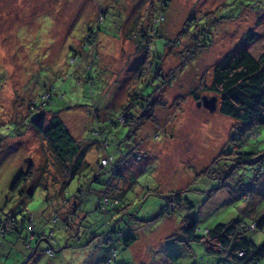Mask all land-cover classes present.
Segmentation results:
<instances>
[{"label":"rangeland","instance_id":"obj_1","mask_svg":"<svg viewBox=\"0 0 264 264\" xmlns=\"http://www.w3.org/2000/svg\"><path fill=\"white\" fill-rule=\"evenodd\" d=\"M263 7L264 0H0V218L13 211L18 220L31 219L36 228L49 231L58 228L51 218L58 214L66 221L75 205L77 219L70 231L80 220L77 235L56 230L54 256L46 253L43 240L24 244L8 235L0 246V264H108L104 215L95 208L107 185L121 195L124 208L108 216V227L115 223L136 238L130 248L123 247V238L112 241L119 264H216L217 256L207 255L203 242L188 241L178 232L185 205L169 218L160 212L169 206L170 195L181 190L203 228L264 214V125L243 139L238 121L196 102L214 95L210 87L218 61L253 26L262 30L264 13L257 25L254 11ZM142 14L163 17L148 47L149 71L142 39L128 36L133 20ZM146 17L141 24L147 29ZM89 30L96 34L97 46L91 72L83 47ZM194 37L208 48L195 46ZM260 45L254 41V53L261 51ZM74 54L81 59L72 64ZM155 68L164 75L156 76ZM46 90L51 92L47 103L32 109L31 101L43 100ZM132 90L141 94L131 105L136 115L142 112L138 104L146 107L152 94L151 99L157 98L152 119L134 129L119 121ZM39 109L58 113L85 143L90 170L71 180L62 195L58 191L67 175L65 166L29 125ZM101 138L105 149L96 144ZM237 152L260 156L243 162L236 159ZM106 155L121 159L119 176L109 166H99ZM29 163L35 176L45 178L48 190L37 187L23 209L9 186ZM249 236L264 242V227ZM257 264H264V256Z\"/></svg>","mask_w":264,"mask_h":264},{"label":"trees","instance_id":"obj_2","mask_svg":"<svg viewBox=\"0 0 264 264\" xmlns=\"http://www.w3.org/2000/svg\"><path fill=\"white\" fill-rule=\"evenodd\" d=\"M163 5L165 4L163 3ZM149 11L151 12V3ZM254 13L257 15L254 22H256L257 25L262 24V22L257 20V17H259L260 13H264V7L258 8ZM146 16L142 14L141 16L139 15L137 19L135 18L133 20L128 36L138 38L137 41L142 39L141 49H144L146 52V64L144 63V67L149 71L147 67V51L151 48L152 39L157 34L155 25L160 23L163 17L153 18L151 14H147ZM148 16L150 17L148 18ZM139 17H142L140 21H138ZM143 17H146V22L149 19V26L147 29L141 24V22H144ZM103 19V16H98L99 23H101ZM262 25L261 31H257V27L253 26L251 28L253 31L249 30V32H246L240 42L222 57L212 70L210 90L214 92L213 96L217 99L216 110L219 111L220 114L238 121L240 124V127H238V135L243 139L254 134L253 130L255 127L264 125V23ZM194 38H196L195 46H200L204 49L208 48L206 45H199L201 41L198 43L197 37ZM257 40L261 42V51L259 53H254L252 44L254 41L257 42ZM83 47L87 48L90 55L91 62L87 64L86 70L91 72L92 64L97 58L96 34L94 31L89 30L86 32V39L83 41ZM82 53L80 52V55ZM80 59L78 54H74L69 62L72 64L78 63ZM155 71V75L159 76L161 72L160 68H155ZM170 72L167 74L169 75ZM161 74L163 73L161 72ZM160 89L161 87L153 94H156ZM45 94L47 96H45ZM153 94L149 97L151 101L146 107H141L138 104L142 112L136 115V112L133 113L131 111L134 110L131 105L138 103L135 100H137L141 94L136 93L135 90L129 91L128 96L130 100L122 107L123 115H121L122 117L120 116V119H123V121L119 120L120 123L122 125L127 124L131 129H134L139 126L141 122L151 120L153 117L152 108L155 103H157V98L151 99ZM43 95V100H39L38 102L36 100L31 101L30 105L32 109L40 108L37 106H42L47 103L51 96V92L46 90ZM198 101L200 100L196 102ZM126 111L127 113H125ZM47 113L48 112L43 111V109H39L35 115L30 116L29 125L42 136L56 161L65 166L67 175L62 182V189L58 191L59 193L61 192L62 195L71 180L85 175L90 170V165L85 161V143L77 140L72 135L58 113H48L51 114V116L49 120L46 121L45 118ZM94 134L100 136V132L94 131ZM2 140L3 138L1 137L0 144ZM96 144L99 148L105 149L107 142L101 138L100 140H96ZM258 156H260L259 153L253 152L236 153V159L243 162H250L253 159L256 160L255 158ZM103 160L105 164L102 163ZM119 160L121 159L119 158L116 160L113 156L106 155L99 159L98 164L101 168L105 169L109 166L108 170L111 171V174L113 176H119L121 167L118 165ZM136 160H141V157L136 156ZM45 182V178L41 177V175L38 177L35 176L33 166L29 163L26 170L20 171L12 180L9 186V192L15 193L17 191L18 198L16 199H18V204L21 208L24 209L28 202H26V200L32 197L37 187L48 190ZM182 193L183 191L178 190L170 195L168 198L169 206H167L163 212H160V216L169 218L173 216L175 208L185 205L187 211L182 217L178 232H181L188 241L203 242L206 254L217 256L216 264H257L259 259L264 256V242L256 243L249 236L250 232H255L264 227V214L259 219H253L247 222L236 219L227 223L215 224L210 228H203L199 226L195 215L191 213L193 208L192 204L188 199L183 197ZM77 196H82L81 191H77ZM120 196L121 195L115 194V189L107 185L101 196H99L95 207L104 215L103 226L105 231L103 233V242L109 245V252L106 256V263L108 264H119V262L116 261L117 250L114 248L112 241L123 238L122 245L124 248H130L136 242L135 235L132 232L126 233L116 229L115 223L111 228L108 227V216L111 214L113 217V214L122 213L124 209L121 207ZM245 198H248V196L246 195ZM76 211L77 209L74 205L71 212L67 215L66 221L60 220L58 214L53 216L50 221L52 225H58V228H50L49 231L43 228H36L31 219L22 218L21 221L18 220L16 218V213L9 211L6 213L5 217L0 218V246L7 240L8 235H11L14 239H20L24 244H29L37 238L38 240H45L48 244L45 250L46 253L49 256H54V245L57 243L55 232L60 229L66 231L72 230L71 224L77 219ZM78 221L79 223L75 230L70 231L75 235H77L80 229V220L78 219ZM30 222L32 223V232L27 228ZM23 230L26 232L24 238L21 237ZM50 233H52L51 237L54 238L53 242H49L47 239ZM49 249L50 252L47 251Z\"/></svg>","mask_w":264,"mask_h":264},{"label":"water","instance_id":"obj_3","mask_svg":"<svg viewBox=\"0 0 264 264\" xmlns=\"http://www.w3.org/2000/svg\"><path fill=\"white\" fill-rule=\"evenodd\" d=\"M197 105L198 106L203 105L209 111H215L217 107V99L214 96H211V97L204 96L202 97L201 101L197 102Z\"/></svg>","mask_w":264,"mask_h":264},{"label":"built area","instance_id":"obj_4","mask_svg":"<svg viewBox=\"0 0 264 264\" xmlns=\"http://www.w3.org/2000/svg\"><path fill=\"white\" fill-rule=\"evenodd\" d=\"M45 96H47V95L45 94ZM102 163L105 164V161L103 160ZM252 226H253V225H252ZM27 228H28V230H29L30 232H32V223H31V222L28 224ZM250 228H252V227H250ZM51 234H52V233H50V234H49V235H50L49 238H47L49 242H53V241H54V240H53L54 238L51 237ZM47 251L50 252V249L47 250Z\"/></svg>","mask_w":264,"mask_h":264},{"label":"crops","instance_id":"obj_5","mask_svg":"<svg viewBox=\"0 0 264 264\" xmlns=\"http://www.w3.org/2000/svg\"><path fill=\"white\" fill-rule=\"evenodd\" d=\"M135 244V243H134ZM134 244L132 246H134Z\"/></svg>","mask_w":264,"mask_h":264}]
</instances>
